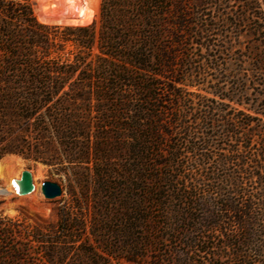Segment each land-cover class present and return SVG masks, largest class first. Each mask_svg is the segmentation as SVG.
Segmentation results:
<instances>
[{"label": "trees", "instance_id": "16d2710c", "mask_svg": "<svg viewBox=\"0 0 264 264\" xmlns=\"http://www.w3.org/2000/svg\"><path fill=\"white\" fill-rule=\"evenodd\" d=\"M234 2L223 23L259 42L247 113L228 111L246 80H206L226 73L202 14L219 0H101L86 27L0 0V160L73 177L57 224L26 232L43 264H264V0ZM14 234L0 223V259L31 264Z\"/></svg>", "mask_w": 264, "mask_h": 264}, {"label": "rangeland", "instance_id": "374dc122", "mask_svg": "<svg viewBox=\"0 0 264 264\" xmlns=\"http://www.w3.org/2000/svg\"><path fill=\"white\" fill-rule=\"evenodd\" d=\"M24 1V0H11ZM30 3L33 13L37 20L46 25L51 26H70V27H86L93 22L98 21L100 13L101 0H26ZM222 5L208 7L203 11L205 19H214L213 23H217L219 28L215 31L216 37L211 39L213 45L216 46L218 55V64L223 65L226 73L219 75V73L209 72L207 74V81L215 78H226V88L229 89L231 85L237 82L234 77H241L247 81V95L237 102H243V106L229 103L230 108H237L247 113V108H250V103L255 101L253 90L254 87L251 82L250 68L254 63V52L259 49L258 38L252 35V26L244 25L241 28H234L233 26L223 22H234V16L244 14L241 5L235 3V0H219ZM259 5V4H258ZM256 5L253 14H263L264 8ZM261 7V8H260ZM93 17L92 21L85 25H77L71 22H58V19H86ZM43 19L48 21L42 22ZM261 46V45H260ZM264 48V43H262ZM261 46V47H262ZM262 48V49H263ZM195 54L204 56L205 49L202 51L195 49ZM215 53V52H214ZM223 76V77H222ZM199 82H203L200 79ZM200 87L205 90L209 85L201 84ZM190 91H197L196 88H190ZM204 94V91L201 92ZM252 108V107H251ZM255 144V143H254ZM259 144H255L252 152L257 154L259 151ZM4 164L7 174L1 173V165ZM61 167H49L39 162H34L30 159H25L19 155L5 156L0 160V189L7 191L13 188V180L20 179L23 171L31 172L33 176V183L35 190L27 196H19L16 193L8 192L4 196H0V223L15 234L5 240L8 247L14 249H23V246L30 248L29 258L31 264H43L38 257V247L36 244L30 243L26 238V232L31 228H51L57 224V213L59 209L64 206L69 199V194L72 191L73 177L71 174L64 172ZM44 182H54L61 186L62 195L54 200H46L41 192L40 187ZM4 242L0 236V248ZM3 247V246H2ZM5 259H0V264H27V261H12L8 256Z\"/></svg>", "mask_w": 264, "mask_h": 264}, {"label": "water", "instance_id": "95a60500", "mask_svg": "<svg viewBox=\"0 0 264 264\" xmlns=\"http://www.w3.org/2000/svg\"><path fill=\"white\" fill-rule=\"evenodd\" d=\"M13 186L19 196H27L33 193L35 186L31 172L23 171L20 179L13 180ZM40 192L46 200H54L62 195V188L57 183L44 182L40 187Z\"/></svg>", "mask_w": 264, "mask_h": 264}, {"label": "bare ground", "instance_id": "6f19581e", "mask_svg": "<svg viewBox=\"0 0 264 264\" xmlns=\"http://www.w3.org/2000/svg\"><path fill=\"white\" fill-rule=\"evenodd\" d=\"M5 167L4 164L1 165V173H3V175L7 174L6 171H5ZM9 193L10 192H13V193H16V189L15 187L13 186V188H10L7 190ZM5 191L4 189H0V196H4L6 195L8 192Z\"/></svg>", "mask_w": 264, "mask_h": 264}]
</instances>
